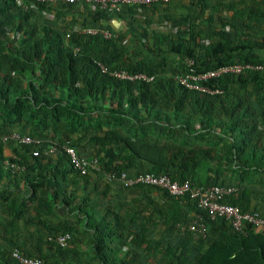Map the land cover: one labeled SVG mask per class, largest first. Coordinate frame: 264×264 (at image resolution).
I'll use <instances>...</instances> for the list:
<instances>
[{
    "label": "trees",
    "instance_id": "1",
    "mask_svg": "<svg viewBox=\"0 0 264 264\" xmlns=\"http://www.w3.org/2000/svg\"><path fill=\"white\" fill-rule=\"evenodd\" d=\"M242 1L244 4L237 0L219 3L232 12L231 18H220L223 29L211 31L207 44L198 40V26L186 16L181 18V25L187 39L178 36L174 41L162 35L155 46L144 45L156 57L171 53L193 60L197 72L234 63L264 66V0ZM29 2L24 0L19 5L14 0H0V134L17 131L41 143H0V178L5 175L23 180L32 195L41 187L52 188L49 200L56 201L67 175H76L73 184L78 178H88L70 166L62 148L70 144L81 156L97 157L98 173L104 177L113 173L114 180L122 174L133 178L151 173L168 174L172 180H189L201 186L238 185L240 193L229 197L228 202L264 217V211H260L264 196L256 192L250 195L242 184L254 179L262 184L264 179V108L254 103L259 98L264 101V68L244 69L206 81L205 85L219 90L216 93L191 90L175 79V73L188 70L185 60L180 70L158 74L152 64L133 62L113 37L67 33L54 25L33 22ZM196 2L202 6L198 12L203 18L211 5L208 0ZM33 3L39 10L55 7ZM108 15L96 11L93 25ZM211 19L208 16L207 20ZM240 20L245 27L258 25L260 37L234 41L225 29L229 21L236 25ZM107 29L114 30L111 26ZM143 36L147 37L145 33ZM160 65H167L165 56ZM114 71L142 73L149 79L118 78ZM49 144L55 145L56 151L45 154ZM5 145L11 146V155H4ZM79 147L90 153H80ZM33 151L38 154L33 155ZM5 160L23 164L25 171L11 172ZM232 180L238 182H229ZM135 186L150 194L160 192L162 203L149 200L145 222L131 216L124 223L111 204L96 218L87 196L75 205L86 217L88 244L99 264H264V233L250 228L246 234L238 233L223 218L209 220L188 197L172 196L154 186ZM63 195L69 202L75 198L74 192ZM24 205L16 208L14 201L7 204L13 220L23 215ZM195 214L204 216V237L179 229ZM155 215L164 228L160 240H154L151 234ZM68 231L71 225L63 224L49 232L45 241L54 246V254L19 250L25 256L59 264L56 257L67 254L72 238L65 248L48 238ZM157 250L159 256L152 260ZM4 263L17 264L10 256Z\"/></svg>",
    "mask_w": 264,
    "mask_h": 264
},
{
    "label": "crops",
    "instance_id": "2",
    "mask_svg": "<svg viewBox=\"0 0 264 264\" xmlns=\"http://www.w3.org/2000/svg\"><path fill=\"white\" fill-rule=\"evenodd\" d=\"M179 1L180 4H177V0H172L173 4H155L146 7L122 6L119 11L109 13L108 18H100L94 25L92 14L98 11L94 5L83 3L68 6L63 0H56L53 4V6H55L54 8L39 10L33 2H29L28 6L33 10L31 16L33 22L54 25L67 33H80L84 24L87 26L85 28L94 27L107 29L108 26H111L114 29L112 32V37H114L119 32L124 33L126 31L129 32L130 36L134 34V31L138 34L139 29L144 27L138 26L135 28L134 25L136 23L134 22L139 19L138 15L142 12L153 16L165 12L171 17L172 15H179L180 17L182 16L181 18L187 15L189 19L200 16L197 6H195L196 8L191 7L193 4L190 1L192 0ZM208 1L210 3L214 0ZM22 3L17 4L22 5ZM181 13H185V15ZM147 20H150V16ZM141 32L142 34H146L145 30ZM156 34V38L154 37V40H151V44L147 43L148 46H153V44L155 46L157 38L162 35L169 36L168 38L174 41H177L178 37L175 36V34L172 35V33L163 32V30ZM179 36L186 39L188 38L186 33ZM147 39H149L148 36ZM117 47L119 46L117 45ZM162 47L165 48V45ZM119 48L124 49L121 46ZM125 55L129 57V54ZM171 55L177 56L176 54ZM132 61L135 62L138 60ZM79 151L83 154L90 153L89 150L84 147H79ZM3 152L5 156L11 155V146L5 145ZM98 172L99 171L89 174L87 181L78 178L77 182L74 184L73 180L76 175L73 173L67 175L60 188L59 196L56 201L53 202L49 200L50 193L53 192L52 188L46 190L44 187H41L35 195H32L30 187L23 180L19 178L14 180L12 177H6L5 175L1 176L0 264H5L4 260L9 257V251L14 247L13 245L27 254H39L40 252L43 254H54V246L50 245L53 247L52 251H50V246L45 239L51 234L49 232H55L58 230V227L63 224L71 225V231L68 232L71 233L72 239L70 245L66 249L68 250L67 254L65 256L56 257L58 258L59 264H99L93 257L94 252L88 244L90 231L89 228L85 226L86 217L83 213L75 209V205L79 202L81 197L87 196V199L93 205L96 218L101 216L107 205L111 204L115 212H119L123 217L122 221L124 223H126L131 216L135 219L139 218V221L145 222L148 216L150 199L153 204L162 203L159 191H154L150 194L135 185L125 189L122 187L121 180H107L104 175ZM63 192L68 195L74 192L75 198L69 202L67 197L64 199V195L62 196ZM10 201H14L16 208L21 204H26L24 205V213L19 219L13 220V211L7 210V204H9ZM251 204L253 205V202ZM48 208H52V210L49 211ZM261 210L264 211V207H262ZM39 219L42 220L44 225H38ZM29 220L33 221L29 223L27 222ZM153 221L156 224L151 233L154 237V233L158 231L162 234L164 228L157 215L153 217ZM54 259L55 258L51 257L52 261H54Z\"/></svg>",
    "mask_w": 264,
    "mask_h": 264
},
{
    "label": "built area",
    "instance_id": "3",
    "mask_svg": "<svg viewBox=\"0 0 264 264\" xmlns=\"http://www.w3.org/2000/svg\"><path fill=\"white\" fill-rule=\"evenodd\" d=\"M16 3H22L24 0H14ZM30 2L54 4L56 0H28ZM66 4H90L94 5L98 10L105 11L107 13H113L120 10L122 6H146L151 4H167L172 0H63ZM199 1V0H192ZM81 34L96 35L99 34L105 39H109L113 36V33L104 28L88 27L80 31ZM69 34H66L68 37ZM193 60L185 59V64L188 70L184 73H180L175 76L176 81L185 88L196 90L199 92L216 93L218 89H212L205 85L206 81H209L220 76L227 74H239L244 69L261 70L263 65H254L251 63H234L224 66H220L216 69L205 70L197 72L193 67ZM102 71H107V68L101 66ZM118 78H124L129 80L145 79L148 80L144 74H129L124 71H114L112 73ZM16 142L19 144H40V139L31 138L28 135H22L17 131H13L7 134H0V143L9 144ZM68 162L74 171L82 176H87L94 172L100 171V164L97 157L87 158L77 153L75 147L70 144H64L62 146ZM56 151V146L49 144L45 149V154H51ZM38 151H33V155H37ZM5 167L11 172H23L25 166L18 162H12L5 160ZM107 180H114V174H106ZM125 186H133L136 184H144L157 187L166 191L168 194L176 197H188L194 202L199 210H202L203 214L209 220H215L217 218L225 219L233 228L234 231L242 234L247 233V228H250L256 233H264V217L257 211H244L238 205H233L228 202V198L240 193L241 188L238 185H210L201 186L191 183L189 180L178 182L172 180L168 174L154 175L151 173H141L135 175L133 178H127L125 174H122L120 179ZM181 232H191L195 235L205 236L207 226L202 214H195L194 217L187 223L179 225ZM70 232H64L55 237H49L50 241L55 242L59 247L65 248L70 239ZM9 256L12 261L17 264H50L44 260L36 257H28L21 253L19 248L12 247L9 251Z\"/></svg>",
    "mask_w": 264,
    "mask_h": 264
},
{
    "label": "rangeland",
    "instance_id": "4",
    "mask_svg": "<svg viewBox=\"0 0 264 264\" xmlns=\"http://www.w3.org/2000/svg\"><path fill=\"white\" fill-rule=\"evenodd\" d=\"M220 2H231V0H214L210 2L211 7L205 9V14L203 18H191L192 22L197 24L198 30L200 32V37L198 40L203 41L204 44H207L209 42L210 38V32L213 30H222L223 28L221 27L220 24V18L228 19L230 20L231 18V12H229L226 8H222L219 5ZM237 2H240L241 4H244L242 0H237ZM198 2L193 1L191 7L196 8L197 6L198 11L199 8H202L201 4H197ZM184 14L185 13H181ZM183 15V16H184ZM139 19L136 20L134 23L135 28L138 26H143L144 28L139 29L138 34L134 31V34H129V32H124V33H118L116 34L113 39H115L116 45L119 47H123L126 54H129V58L131 60H142L152 66L157 67L156 72L158 74H172L173 69L174 70H180L181 66L184 64V60L181 58L165 53L161 57H156L151 53L147 47L144 45L145 43L151 44V40H154V37L157 35L156 33L160 32L163 30V32L166 33H172L175 34V36L183 35L184 33L182 32L183 26L181 25L183 21L181 20V17L179 15H172L169 16V14L165 12H161V14H157V16L153 15H148L145 12L140 13ZM150 16V20H147V18ZM160 16V17H159ZM185 15L184 17H186ZM208 16H211V21H208L207 18ZM177 18V19H174ZM230 25L226 27L227 33L230 35V37L234 40L237 41L239 38H259L261 35V29L259 28L258 25L253 26L252 28L245 27L242 25V21L240 20L239 23L236 25H233L231 21ZM232 23V25H231ZM88 25V24H87ZM87 27L85 24L82 26L84 29ZM142 30H145L148 38L144 37L142 34ZM169 30V31H167ZM156 38V37H155ZM152 40V41H153ZM152 46V45H149ZM165 56V62L166 66L160 65L163 62V57ZM178 75L175 73V76ZM256 104H261V108H264V101L259 98L258 103L254 102ZM12 152V151H11ZM231 183L238 182L237 180H232L229 181ZM245 186L246 192L250 193L252 195L253 192L260 193L262 196H264V179L262 180V184L257 183L255 179L252 181V183H242ZM260 196V195H259ZM261 211V209H260ZM262 212V211H261ZM164 236V235H163ZM162 238V234L158 231L154 233V240L158 239L160 240ZM70 245V243H69ZM68 245V246H69ZM72 246V245H71ZM159 250L155 251L152 253L153 255L150 257L152 260L155 259Z\"/></svg>",
    "mask_w": 264,
    "mask_h": 264
}]
</instances>
